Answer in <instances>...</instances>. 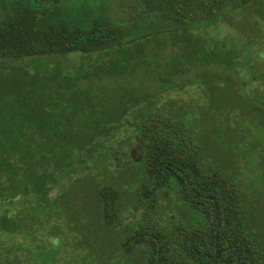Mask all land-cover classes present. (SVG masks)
<instances>
[{
    "label": "trees",
    "instance_id": "trees-1",
    "mask_svg": "<svg viewBox=\"0 0 264 264\" xmlns=\"http://www.w3.org/2000/svg\"><path fill=\"white\" fill-rule=\"evenodd\" d=\"M181 30L166 44L189 68L164 73L150 39ZM263 52L264 0H0V264L57 262L42 228L79 264H264L262 187L206 167L184 115L142 88L192 70L264 127Z\"/></svg>",
    "mask_w": 264,
    "mask_h": 264
},
{
    "label": "rangeland",
    "instance_id": "rangeland-1",
    "mask_svg": "<svg viewBox=\"0 0 264 264\" xmlns=\"http://www.w3.org/2000/svg\"><path fill=\"white\" fill-rule=\"evenodd\" d=\"M215 26L212 25L208 32L204 31V27L200 29V33L189 32L187 34L189 40L193 41L198 36L207 42L208 40L215 39V32L210 31ZM220 27H225L221 25ZM225 35V36H224ZM222 38L218 39L220 42L228 36V31H224ZM183 36V31H179L176 35H169L164 33L152 37L150 40V46L154 47V53L157 52L156 64L157 66L162 67L161 70L165 73L167 71V63L178 66L180 69H187L189 66L186 62H182L181 58L178 61H174V58L177 55H172L175 52H180L179 46H171L167 42L174 39H180ZM154 43V44H152ZM166 44V47L164 46ZM148 45V46H149ZM165 47V48H164ZM213 49L212 45H210ZM165 49V51H164ZM208 45L203 48L207 51ZM170 53V54H168ZM205 51L198 53L199 57H203ZM264 55V52H263ZM152 55H150V59ZM164 59V60H163ZM186 61V58L185 60ZM148 65V63H147ZM213 65V64H212ZM156 67V65H154ZM153 66V67H154ZM216 65L211 66L209 71L216 70ZM157 73H155L156 77ZM195 77V74L192 70H189L187 74L182 72H177L174 74L172 81L181 82L182 80H188L184 83L167 84L163 87L164 89L161 94L157 93L151 86L145 85L143 88V93H147L149 96L154 98V102L160 108L178 111L180 114L184 115V118L192 126V132L195 134L199 144H202L204 147V157L206 167H214L216 170L221 171L224 174L233 176L245 189L241 182L245 179L246 184L254 183L255 189L259 190L262 187V195L264 196V180H263V171H259L261 167H264V127L259 124L257 121H251L248 117L245 118L247 114L244 109L239 108V112H234L233 107L236 106L237 102L236 93L228 91L225 95V102L223 106H217L216 104H211L212 100L210 97L219 98L209 93L203 91L202 80ZM166 78V77H165ZM191 79V80H189ZM222 85V84H220ZM210 86L217 88L219 83L216 80L210 81ZM125 91V89H122ZM221 97V96H220ZM244 103V102H243ZM146 104V103H142ZM242 104V103H241ZM155 105V103H154ZM239 107V106H238ZM144 112V111H143ZM253 140V142L251 141ZM240 153L238 156H234V152ZM21 200L11 201L9 205L11 207L20 206ZM60 230L55 233L54 229L49 230L47 233L42 228L39 233V244H47L48 249L52 250L53 247L44 243L43 240L47 237V234H50L53 240L56 242V245H61L56 251V261H53L50 257L47 258L43 255L40 257V264L46 262L47 264H79L76 261V256L74 252L71 251L66 245L64 238L66 239V231ZM56 235V236H55ZM64 237V238H63ZM20 238V239H19ZM8 238V243L16 247L17 250L23 249V244H29L30 241L27 240L24 243V238ZM54 242V243H55ZM32 244V243H31ZM30 245V244H29ZM45 252L44 250H41ZM19 255L22 254V251H17ZM54 253V251H53ZM28 252L25 250L20 258L27 260Z\"/></svg>",
    "mask_w": 264,
    "mask_h": 264
}]
</instances>
